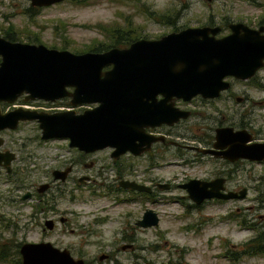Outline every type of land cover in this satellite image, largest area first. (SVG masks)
<instances>
[{
	"label": "rangeland",
	"instance_id": "1",
	"mask_svg": "<svg viewBox=\"0 0 264 264\" xmlns=\"http://www.w3.org/2000/svg\"><path fill=\"white\" fill-rule=\"evenodd\" d=\"M225 19L256 26L264 21V0H64L40 9L31 7L29 0H0L1 35L11 33L20 41L65 47L71 52L109 45L114 29H130L138 38L153 39L175 28L213 23L222 27L221 36L229 32ZM228 80L231 87L219 101L211 104L195 96L187 105L192 110L188 120L191 139L219 124L237 125L239 120L247 123L251 112L254 123L264 131V108L258 104L264 99V91L257 86L258 80L264 84V67L248 80ZM231 94L247 101L237 103L228 97ZM38 136L39 128L33 122L0 132L6 147L36 156L32 159L36 165L31 161L15 164L23 167L20 181L25 184L50 179L47 169L54 164L52 159L60 153L71 155L66 153L63 140L39 143ZM175 153L162 149L158 155H144L135 159V170L128 166L130 162L122 160L120 169H130L120 178L135 176L138 170L139 182L154 186L152 196L132 200L130 194L111 190L120 178L106 149L88 155L86 163L98 162L91 169L82 166L80 170L96 181L80 185L73 196L69 191L56 196L57 202L50 203L56 213L38 210L35 217L34 199L23 204H0V251L5 255L0 264H17L20 258L17 250L4 242L10 234L17 242L49 241L67 248L73 257L84 258V264H264V253H242L246 243L264 231V165L205 158L192 162L193 153ZM46 162L48 167L43 166ZM219 173L228 175L226 188L245 187L246 196L208 200L195 206L179 187L190 178L206 179ZM167 183L170 186L166 190L157 187ZM4 186L0 183L1 189ZM146 209L157 213V226L135 225ZM46 213L55 220L51 231L42 230ZM60 216L66 218L65 223L59 222ZM102 254L108 257L100 260Z\"/></svg>",
	"mask_w": 264,
	"mask_h": 264
},
{
	"label": "water",
	"instance_id": "2",
	"mask_svg": "<svg viewBox=\"0 0 264 264\" xmlns=\"http://www.w3.org/2000/svg\"><path fill=\"white\" fill-rule=\"evenodd\" d=\"M62 1L30 0V4L50 6ZM228 29V34L218 36V25L185 27L156 39H137L125 48L82 53L0 37V102L13 103L24 94L26 99L48 101L70 96L73 107L96 104L81 113L0 109V130L15 129L19 121L35 120L42 139H67L70 147L84 152L112 148L115 157L126 150L137 155L146 149L142 148L144 144L158 139L145 135L144 127L189 114L172 108L173 118L166 119L160 110L167 100H190L197 95L215 98L229 88L227 77L248 80L264 67V25L255 29L239 21L229 23ZM159 94L163 98L157 101ZM249 139L244 129L220 127L216 129L214 148L198 150L230 161H264V143L247 145ZM62 173L54 171L56 178ZM119 185L150 191L148 186L124 179ZM179 187L195 205L210 199H242L247 193L245 188L226 190L224 178L189 179ZM158 222L157 213L146 209L136 225L148 228ZM45 226L50 229L52 221L47 220ZM19 254L21 264H84L82 258H74L68 249L49 241L24 242Z\"/></svg>",
	"mask_w": 264,
	"mask_h": 264
},
{
	"label": "flooded vegetation",
	"instance_id": "3",
	"mask_svg": "<svg viewBox=\"0 0 264 264\" xmlns=\"http://www.w3.org/2000/svg\"><path fill=\"white\" fill-rule=\"evenodd\" d=\"M29 4H30V0H29ZM30 6L33 7L34 9H40L42 7H47V6H33L31 4H30ZM263 22L264 21H260L258 23V25H256V26H250V25H248V26L257 29L261 25H264ZM229 23H231V22L226 23L227 29H228ZM218 26H220V25H218ZM221 30H222V27H221ZM224 35H226V34H224ZM0 37H3L4 39L9 40V39L5 38V33L2 35L0 34ZM13 38H14V40H9V41L25 42V41L18 40L14 36H13ZM141 38H143V37H141ZM137 39H140V38H137ZM146 39H150V38H146ZM153 39H156V38H153ZM133 41H135V40H133ZM132 42H130V43H132ZM25 43L42 44L39 42L38 43L25 42ZM129 44L125 47H128ZM125 47H117V48H125ZM49 48H53V47H49ZM111 48H113V47H111ZM106 50H108V49H106ZM84 52H88V51H84ZM90 52H93V51H90ZM100 52H102V51H100ZM74 53H82V52H74ZM108 68H110V67H105L103 69L106 70ZM229 78H232V77H227L226 79L228 80ZM258 82H259V84L257 86L260 88V90L264 91V84H262L259 80H258ZM230 87H231V82H230L229 88ZM229 88L224 90V91H221L219 93V95L215 98H202L201 96H200V98L202 100H204L205 102L214 104V102L219 101L221 99L222 95L226 91H228ZM73 89H74L73 87L67 88V90L70 92L73 91ZM197 96H199V95H197ZM228 97L229 98L233 97L237 103H242V102L247 101V98L235 96L234 94H231V96H228ZM162 98H163V96L160 94L156 96L157 101L161 100ZM193 98H191L190 100H184L182 98L173 97L172 99L167 100L165 102V104L162 106V109L160 111H161V114H163V116L166 119L173 118L172 117L173 116L172 108H174L176 111L177 110L178 111H187V112H189V114L186 117H179L177 120L172 121V122L164 121V122L152 125V126L149 125V126L144 127L145 135H148L149 137H158V139L151 142L149 145L144 144V146L142 148H146V149H144L141 153H139L137 155L134 154L131 150H126L124 153H121L115 157V156H112V151H113L112 148H103V149L92 151V152H84L82 150H79L77 147H70L69 141L67 139H61V138L42 139L41 133H40V128L38 127V123L35 120L19 121L17 126H19V124L23 123V122H33L37 125V127L39 128V136L36 139L39 143L51 142L54 140H63L67 144V149H65L66 153L67 154L71 153V155L66 156L65 153H60L52 159L54 164L51 165L47 169V171L49 172V175L51 177L50 179H46L43 182L38 181V182H35L32 184H25L24 181L23 182L20 181V179L22 177L20 169H23V167H20V166L16 167L15 164H20L21 162L22 163H25V162L29 163L31 161L32 164L36 165L35 160H32L33 157L36 158V156L33 154H27V155L19 154L18 151H14L10 147H6L7 143L5 142V140L3 138L0 137V139L2 140V143L0 145V183H4L5 185H7V186H4V188H2V189L0 188V204L1 205H7V204L13 205L14 203L23 204L24 202H26L28 200L34 199L37 201L36 206H35L36 212L34 213L35 217H38V214H39V213H37L38 210H41V211L48 210L46 212L51 211V212L56 213L57 211L55 210V207L51 206V204H50L52 201L57 202L56 196L65 195V193H67L68 191L70 193V196H73V191L76 190L78 187H81L80 185L85 186L88 183H94L96 181L95 178H93L91 175L82 174L80 172V170H81L82 166L86 169H91L94 166L95 162H98V160L96 159V160H90L88 163H86L85 160H86L88 155L94 154V153H97V152H100V151H103L106 149H108L110 151L109 156L112 159V166H116L118 169L117 170L118 171L117 172V178L122 177L123 176L122 172L125 171L126 169H128L129 167L131 168V170L137 169L136 166H138V165L135 166V162H136L135 159L142 158L144 155H158V153H160L162 149L165 152H172V153L176 152L175 155L176 154L182 155L184 153V151H186V152L189 151V152L193 153L192 162H196L198 158H205L206 161L207 160L221 161V162L229 163V164H237L239 162H244V163L247 162V163H251V164L259 163V164L264 165L263 160H249L246 158H240V159H237L234 161H230L226 158H222L220 156H217L215 153H209V152L203 153L200 150H198V149L209 150V149L214 148L216 129L220 128V127H231L233 129V131L242 130V129L246 130L250 136V139L246 142L247 145L264 143V131L260 125L257 126V124L254 123L255 118L253 117V114L251 112V117L248 119L247 123H244V122L239 120L237 125L228 126V125H220L219 124V125L215 126L212 130H208V128H206V131L203 133V135L201 137L191 139V136H189V132H188V125H189L188 120L192 116V110L190 108H188L187 105H189V103L192 101ZM248 99L250 101L249 97H248ZM70 101H71L70 96H63V97L56 99L54 101H48V100H43V99H26L25 95L22 94V95L18 96L17 99L13 103L0 102V109L2 112H8V111L14 110L16 108H22V109H27V110L44 111V112H48V113L57 112V111H66V110H74L76 113H81L84 110L91 109L94 106H96V104H94V103H89V104L84 103V104L77 105V106L73 107L70 104ZM258 104H260L264 108V99L260 100L258 102ZM241 116H243V115H241ZM4 130H14V129H1L0 132L4 131ZM10 155H12V156L10 157ZM9 157H10V160H9ZM122 160L130 162L128 165L129 167H126V166L123 167L122 166V168L120 169L119 166H121L123 164ZM43 166L48 167L47 162ZM43 166H40V167H43ZM102 168H103V166H102ZM54 171L63 172L62 173L63 175H57L58 177L56 178ZM136 171H137V174L135 176H132L130 178L125 177L124 180L134 181L138 184L148 186L150 189L149 192L138 191V190L131 189V188L121 187L119 185V181L122 180V178H120L119 180L116 181V183L113 185L114 188H112L111 190L122 191V192H125L127 194H130L129 196H131L132 200L139 197V196H144V195L152 196L153 195L152 191H153L154 186L153 185L149 186V185H146V184L139 182V172H138V170H136ZM62 176H63V178H62ZM94 177H96V175H94ZM216 178H224V186H225L226 190H233V191L240 190V189H234V188H226V182L228 181V175H226V174L219 173V174H217L211 178H206V179H201V180L212 181ZM190 179H200V178H190ZM163 185H167L168 188L170 186L167 183V184H158L157 187L161 188V186H163ZM243 188H245V187H243ZM26 194H28L27 197L23 198V196H25ZM210 200H214V199H210ZM215 200H218V199H215ZM206 201H208V200H205L204 202H206ZM219 201H223V200H219ZM48 204H50L49 205L50 208L47 206ZM1 205H0V209L2 208ZM195 206H199V205H195ZM45 217H47V213H46ZM47 220L52 221V227L50 229L45 226V222ZM65 221H66L65 217H62V216L59 217L60 223H65ZM43 225H44V227L42 229L43 231L53 230L54 225H55L54 218L53 219L48 218V217L45 218ZM135 225H136V222H135ZM11 233H13V232H11ZM4 242H5V244L6 243L10 244L14 250H18V252H19V248H20L21 244L24 243L25 241L24 242H21V241L17 242V240L13 238V235L10 234V237L7 239V241H4ZM127 247L130 249L133 248L132 245H127ZM58 248H60V247H58ZM101 256H103L102 259H104V258L108 257V254H102ZM74 258H81V257H74ZM82 259L84 260V258H82ZM20 260H21V257H20Z\"/></svg>",
	"mask_w": 264,
	"mask_h": 264
},
{
	"label": "trees",
	"instance_id": "4",
	"mask_svg": "<svg viewBox=\"0 0 264 264\" xmlns=\"http://www.w3.org/2000/svg\"><path fill=\"white\" fill-rule=\"evenodd\" d=\"M228 21L225 19L223 23H227ZM212 24V25H211ZM209 25L214 26L213 23H209ZM130 29H114L111 31V41L109 45L98 44L96 46H91L88 51L100 52L111 47H125L133 40H136L138 37L136 34H133ZM174 31H178L177 28ZM5 38L9 40H14L13 35L11 33L5 32ZM63 49L65 47H62ZM247 248L243 249L242 253L255 255L264 253V231L259 232L254 238L250 239L249 242L246 243ZM16 251V250H15ZM17 255H20L18 250L16 251ZM0 259H5L4 252L0 251ZM17 264H21V260L18 256Z\"/></svg>",
	"mask_w": 264,
	"mask_h": 264
}]
</instances>
